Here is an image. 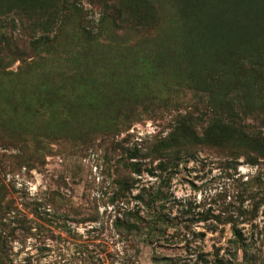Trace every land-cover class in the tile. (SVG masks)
Instances as JSON below:
<instances>
[{
	"label": "rangeland",
	"instance_id": "374dc122",
	"mask_svg": "<svg viewBox=\"0 0 264 264\" xmlns=\"http://www.w3.org/2000/svg\"><path fill=\"white\" fill-rule=\"evenodd\" d=\"M230 51L264 0H0V264H264V158L206 129Z\"/></svg>",
	"mask_w": 264,
	"mask_h": 264
},
{
	"label": "trees",
	"instance_id": "16d2710c",
	"mask_svg": "<svg viewBox=\"0 0 264 264\" xmlns=\"http://www.w3.org/2000/svg\"><path fill=\"white\" fill-rule=\"evenodd\" d=\"M237 53L236 51H230L226 55V62L234 67L231 75L234 81L222 92L223 101L213 109V116L206 129L215 128L221 132H230L235 129V126L239 127L245 133L246 146H251L253 153H257L264 158V79L260 80L258 84H253L250 81L251 79H249V77L260 78V75L255 74V72H258L257 69L261 70L264 68V53L259 58H256L259 60H255L249 55L238 57L236 56ZM243 73H247V76H245L246 74L243 75ZM241 75L245 76L244 78L248 77V79L240 82L239 78H241ZM220 78L218 76V79ZM224 85L222 84L221 87ZM207 88L210 89L209 85ZM253 98L257 100L253 101ZM227 138L231 139L233 137L228 135ZM231 143L233 144L231 147H237L236 138ZM173 158L177 159L178 157L177 155H168L166 160H159L155 166L159 172L154 174L150 171L159 178L161 183L165 182L169 174L173 172L171 169L172 165L169 162H172L171 164L174 166L177 165ZM133 169H138L136 163L133 164ZM161 188V186L155 187L151 191L137 194L136 197L150 209L155 221L167 223L168 218L165 217L166 215H164L162 210L165 207V202L168 201V196ZM123 223L124 221H122ZM132 226L134 225L129 223L128 220L124 223V227L127 229ZM231 234L235 242H241L244 245L245 238L239 228L232 225ZM4 264H7V262L5 261Z\"/></svg>",
	"mask_w": 264,
	"mask_h": 264
}]
</instances>
